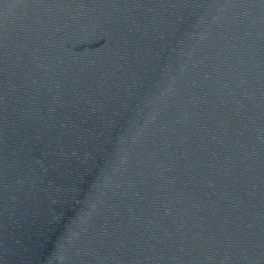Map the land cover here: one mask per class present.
<instances>
[{
  "label": "water",
  "instance_id": "water-1",
  "mask_svg": "<svg viewBox=\"0 0 264 264\" xmlns=\"http://www.w3.org/2000/svg\"><path fill=\"white\" fill-rule=\"evenodd\" d=\"M0 264H264V0H0Z\"/></svg>",
  "mask_w": 264,
  "mask_h": 264
}]
</instances>
